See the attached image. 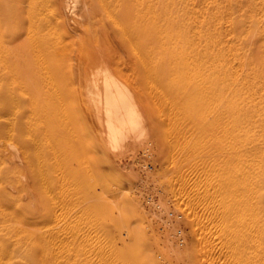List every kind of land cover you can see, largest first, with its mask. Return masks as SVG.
Returning a JSON list of instances; mask_svg holds the SVG:
<instances>
[{
  "label": "rangeland",
  "instance_id": "obj_1",
  "mask_svg": "<svg viewBox=\"0 0 264 264\" xmlns=\"http://www.w3.org/2000/svg\"><path fill=\"white\" fill-rule=\"evenodd\" d=\"M43 1L32 0V3H29V0H0V5L3 7L11 5L14 12L19 10L23 15L27 14L29 9H35V6L38 9L45 7L50 10H43V13L53 20L59 17L57 31L60 34L64 33V42L71 52L73 51L72 56H76L82 44L81 40L77 39L89 38V40L101 41L103 36L101 29L104 25L109 26L108 28L114 33L109 25L106 11L100 10L94 19L89 17L91 0H82L83 2L78 0L79 3L77 0H70L73 13L66 20L59 16L55 0ZM185 1L188 7H192L191 10L197 13L195 14L197 17L201 18L206 11L214 12L220 42L227 47L231 62L233 61L234 64L236 62L235 65L238 66L239 61L234 58V49L240 48L239 51H246L249 55L251 46L247 41L252 36L257 37L260 30L264 29V6L261 0ZM252 15H255L259 22L253 26V34L250 33L248 37V32L252 28ZM20 17L12 18L14 23L17 22V18L21 19ZM236 20L244 22L243 27H240L243 28L242 31L237 29ZM255 26H259L257 31H254ZM238 32H241L240 36ZM22 36L14 42L10 41L11 46L19 43L18 47L26 45L30 50L34 41L33 34L29 37L24 34ZM79 36L82 38H78ZM45 38L47 41L52 40L53 34L49 32ZM31 54L30 51L29 56ZM114 56L129 55L115 51ZM253 63L255 64V61ZM120 66L122 70H112L119 87L124 83L123 86L130 90V93H139L151 104L152 114L147 121L148 133L144 139L135 143L129 141L132 146L127 143L128 149L126 146L124 147L126 149L112 147L109 136L103 129L101 130L98 119L88 116L87 108L81 101L83 86L73 77L74 80L72 79L68 85L66 96L63 92L64 94L62 93L57 101L55 111L59 114L57 115L59 118L56 125L61 139L53 145L56 148L55 153L53 147L48 146L50 150L47 157L52 167L50 172L45 173L46 175L44 174L39 181L40 186L37 191L43 195L42 198L35 197L31 186L27 196L19 198L16 195L17 190L11 185V154L4 149L5 142L1 143L3 150L0 151V264H238L227 245L225 233L220 232L222 221L223 224L227 222L221 216L223 215L222 210L219 209L221 203H214L218 197L212 199L204 194L205 186L209 181L207 171L211 167L210 159L213 161L212 156L208 154H213L211 151L215 146L214 141L215 147L221 149L220 155L215 156L216 158L224 156L226 159L228 155L238 154L243 158L242 165L246 169L249 168L250 174L253 173V176L249 175L250 183L253 182L252 186L259 188L262 183L259 174L264 172V149L260 144L262 140L264 141L263 136L260 134L256 137L252 136L248 125L236 119V107L227 101L220 108V111L222 110L221 120H218L220 122H215V125L210 124L211 127L208 125L210 131L203 138L204 142L201 139L206 134L197 131L201 128L200 122L187 121L188 125L190 124L188 127L185 122L187 133L178 136L174 132L176 122L174 116H168L160 92L154 88L152 91L150 86L140 84L142 77L133 68L127 65L125 67L123 63ZM249 68L250 66L247 65L246 69ZM259 92L262 90L259 89ZM166 117V120L163 119ZM0 121L4 124L5 117L2 116ZM217 126L220 130L216 129ZM192 132L194 137L191 135ZM214 133L218 140L214 138ZM212 134L213 137H209ZM218 135L219 138L221 136L222 141L219 140ZM187 143L188 147L191 145L189 149ZM220 144H223L222 147H219ZM193 145L201 146L194 149L195 151L201 149L202 157L200 153L198 154L199 150L197 153L193 151ZM203 147H207L209 152ZM187 150L192 152L189 153ZM222 151L224 154L221 155ZM205 154L210 159H207ZM197 155H199L198 159L200 157L199 161L196 159ZM35 159L34 161L38 163L39 160ZM41 159L44 162V158ZM149 163L153 166L150 167ZM211 188L214 189L212 186ZM149 195H153L158 202L150 203ZM253 199L252 203L255 201V198ZM246 215L250 221L251 210ZM260 215L262 216L261 213ZM18 239H20L19 243H17ZM7 241L10 244L8 251L5 246L6 249L1 246ZM252 255L251 264H260L256 254ZM2 259L5 262H2Z\"/></svg>",
  "mask_w": 264,
  "mask_h": 264
},
{
  "label": "bare ground",
  "instance_id": "obj_2",
  "mask_svg": "<svg viewBox=\"0 0 264 264\" xmlns=\"http://www.w3.org/2000/svg\"><path fill=\"white\" fill-rule=\"evenodd\" d=\"M29 1L32 3V0ZM55 2L59 16L66 20L73 13L71 1L55 0ZM91 2L89 17L94 19L100 10L106 11L109 25L114 33L108 28L109 26L104 25L101 29L103 32L101 41L89 40L80 35L82 37L78 38L82 39L77 40H81L82 44L76 56H72L73 51L71 52L64 42V33L60 34L57 31L59 17L53 20L43 13V10L48 9L45 7L38 9L35 6V9H29L27 14L23 15L19 10L14 12L11 5L10 7L0 5V118L5 117L4 124L0 121V151L3 150L1 143L5 142L4 149L11 154V185L17 190L16 195L19 198L27 196L30 186L36 198L43 196L38 193L37 188L40 186L41 177L49 173L52 167L47 157L50 150L48 146L53 147L61 139L56 125L59 118L57 117L59 114L55 111L57 101L63 92L66 96L68 85L72 79L74 80L73 77L83 86L81 101L87 108L88 116L98 119L101 130L103 129L109 136L112 147L123 149L125 146L127 148L129 141L135 143L144 139L148 133L147 121L152 114L151 104L139 93H137L139 95L130 93V90L123 86L122 81V87H119L112 70H122L121 63L125 64V67L127 65L133 68L142 77L140 84L150 86L152 91L157 89L160 92L168 116H174L176 121L174 132L178 136L186 135L185 128L190 126L189 121L201 123L198 132L203 131L205 134L209 132L208 125L220 119L222 113L220 108L227 101L236 107V119L248 125L251 135L256 137L260 134L264 139V29L260 30L257 37L252 36L247 41L251 46L249 55L246 51H239L240 48L234 49V58L239 61L236 66V62L235 64L231 62L227 47L220 42L214 12L206 11L201 18L197 17L195 15L197 13L191 10L192 7H188L185 0H91ZM261 3L264 6V0H261ZM85 9L87 10V6ZM15 16H21V19L17 18L16 23L12 19H15ZM252 16V28L248 32V37L250 33L253 34V26L259 22L255 15ZM235 25L242 31L243 28L240 27H243L244 22L236 20ZM258 27L255 26L254 31H257ZM46 32L53 34L52 40L47 41ZM239 33L241 32H238V35ZM22 34L26 37L33 34L34 41L30 50L26 45L18 47L19 43L11 46L10 41L14 42ZM30 51L31 56H29ZM115 51L127 53L129 56H114ZM247 65L250 66L249 69H246ZM73 66L75 68H72ZM103 73L104 76L101 75ZM259 89L262 92H259ZM163 119L166 120L167 117ZM217 127L216 129L220 130V127ZM194 133L191 135L193 136ZM207 134L201 136V141L204 142L203 138ZM215 136L214 138L217 139ZM209 137L212 138L213 134ZM261 142V147L264 149V141ZM213 143L216 146L215 141ZM222 145L220 144L219 147ZM215 146L212 147L213 154H208L212 156L213 161L205 154L208 157L206 158L210 159L208 163L211 167L207 171L208 176H206L209 181L207 180L204 194L212 199L218 197L214 203H221L219 209L222 210L220 212L223 215L219 214L227 222L223 224L222 221L221 231L220 226H216L219 227L220 232L225 233L228 242L225 241L238 264H251V254H256L257 261L264 264V172L259 174L262 182L259 188L252 186L253 182L250 183L249 175L253 173L251 171L250 174L249 168L246 169L242 165L243 158L238 154L228 155L226 159L224 156V159L219 156L216 158L221 149L218 150ZM194 147L196 146L193 145L192 149ZM207 150L209 152V149ZM193 151L197 153L195 149ZM199 153L201 154V151ZM222 153L224 154L223 151L221 155ZM199 155L195 158L198 159ZM35 158L39 160L38 163L34 161ZM41 158H44V162ZM219 158L223 160L218 161ZM253 198L255 205L251 202ZM250 210L252 216L249 221L246 214ZM214 219L217 221L216 218ZM19 242L20 239L17 243ZM9 245L7 241L1 246H5L8 251ZM4 259L2 262H5Z\"/></svg>",
  "mask_w": 264,
  "mask_h": 264
},
{
  "label": "built area",
  "instance_id": "obj_3",
  "mask_svg": "<svg viewBox=\"0 0 264 264\" xmlns=\"http://www.w3.org/2000/svg\"><path fill=\"white\" fill-rule=\"evenodd\" d=\"M149 155H150V154H149ZM149 166L152 167L153 165H152L151 163H149ZM148 201H149L150 203H152V202H158L157 199H155L153 195H149V196H148ZM170 213L172 214V212H170Z\"/></svg>",
  "mask_w": 264,
  "mask_h": 264
}]
</instances>
